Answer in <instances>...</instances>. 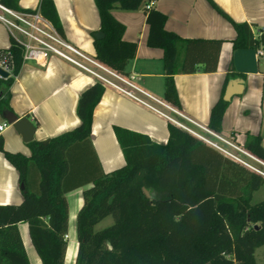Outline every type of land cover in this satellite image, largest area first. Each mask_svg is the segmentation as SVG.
Returning <instances> with one entry per match:
<instances>
[{
  "label": "trees",
  "instance_id": "1",
  "mask_svg": "<svg viewBox=\"0 0 264 264\" xmlns=\"http://www.w3.org/2000/svg\"><path fill=\"white\" fill-rule=\"evenodd\" d=\"M103 37H93L95 58L103 65L127 74L126 65L136 51L135 43L121 40L124 26L111 14L115 7L138 9L144 0H93ZM150 1L147 0L148 4ZM233 26V49L264 47V31L258 41L247 23L234 22L213 0H206ZM16 9L17 0H0ZM145 4V5H146ZM37 9L55 30H63L52 0H39ZM146 43L163 50V99L178 107L173 83L176 45L183 41L166 31V17L149 8ZM181 73L198 70L188 64V40ZM202 43V42H199ZM205 66L215 70L220 41H207ZM0 64L9 70L0 92V115L10 111L9 87L19 73L21 47L10 39L0 49ZM231 73L227 74L221 95L211 107L207 127L220 132L229 101L222 96ZM243 78V77H242ZM104 87L94 82L78 96L79 124L55 137L27 143L28 156L8 152L0 136V152L18 173L22 202L0 205V264H30L17 224L26 223L29 237L41 264H65L68 204L66 194L82 190V205L75 218L77 250L74 264H257L255 250L264 246V198L251 203L252 195L264 178L248 170L172 123L167 124L165 144L152 142L146 135L113 126L124 165L111 172L99 169L95 155L90 161V132L93 110ZM243 148L264 162L260 136L247 135ZM145 190L149 197L143 192ZM112 223L95 226L105 217Z\"/></svg>",
  "mask_w": 264,
  "mask_h": 264
},
{
  "label": "crops",
  "instance_id": "2",
  "mask_svg": "<svg viewBox=\"0 0 264 264\" xmlns=\"http://www.w3.org/2000/svg\"><path fill=\"white\" fill-rule=\"evenodd\" d=\"M38 1L17 0V4L22 10H33ZM213 1L234 22L247 23L251 27L253 38L258 41L264 31V0ZM52 2L63 30V39L86 56L96 59L93 33L99 32L100 21L94 1ZM146 3L147 0H144L135 10L117 7L111 10L112 16L124 26L121 40L136 44L135 55L128 60L125 70L127 74L138 76L136 84L146 94L139 96L168 116H171L172 112L164 105L207 127L210 109L221 95L225 77L231 73L228 81L237 78L243 80V92L229 101L218 133L225 138L232 136L240 147H243L247 135L260 136L264 148V47L257 43L253 48L233 49V26L206 0H154L150 8L165 15V30L183 39L177 43L174 57L176 73L173 75V83L179 106L173 107L163 99L164 52L146 43ZM188 40L198 41L188 45V64L194 65L198 70L194 73H181L180 66L186 47L184 41ZM207 41H220V45L215 70L204 72L200 69L207 61V51L212 49L211 43H204ZM9 45L10 37L0 23V49H6ZM5 79L0 77V92ZM93 83L91 77L57 56H49L44 65L26 61L9 87V106L18 119L26 116L32 121L35 127L32 140L52 138L79 124L76 115L78 96ZM4 122L6 121L0 115V124ZM168 123L163 115L113 88L105 87L93 110L90 145H86L85 149L89 152L90 161H93L95 155L101 172L108 173L125 163L113 133V126L144 134L152 142L165 144L168 138ZM0 136L6 151L19 152L26 156L30 154L28 142L22 141L11 124L6 122ZM90 185L76 188L66 194L68 228L65 264L75 263V218L83 202L82 190ZM22 199L18 173L0 152V205H18ZM17 227L29 263L41 264L31 243L27 224L18 223Z\"/></svg>",
  "mask_w": 264,
  "mask_h": 264
},
{
  "label": "built area",
  "instance_id": "3",
  "mask_svg": "<svg viewBox=\"0 0 264 264\" xmlns=\"http://www.w3.org/2000/svg\"><path fill=\"white\" fill-rule=\"evenodd\" d=\"M152 3L153 1H150L145 5V8L149 9ZM0 23L6 29L10 39L20 45L23 62L34 61L38 65H44L49 56H57L77 67L80 71L91 77L94 82L99 83L104 88H113L136 102L149 107L153 111L163 115L169 122L173 123L178 128L215 149L223 156L264 178V171L242 159L239 154L249 157L263 166L264 162L246 151L243 147L237 145L232 136L225 138L219 133L185 117L177 110L167 105L164 106L179 116L180 119L184 120L185 123L173 119L154 108L139 96L140 94H146L136 84L138 80L136 74L119 73L103 65L96 59L86 56L77 48L67 43L55 30L52 24L40 14L37 7L33 10H16L0 3ZM0 67L9 73V70L5 66L0 64ZM186 123L191 124L201 132L189 127ZM5 126L6 122L0 124V131Z\"/></svg>",
  "mask_w": 264,
  "mask_h": 264
},
{
  "label": "water",
  "instance_id": "4",
  "mask_svg": "<svg viewBox=\"0 0 264 264\" xmlns=\"http://www.w3.org/2000/svg\"><path fill=\"white\" fill-rule=\"evenodd\" d=\"M103 36L104 35L102 32L93 33V37L96 39H100ZM8 76L9 73L0 67V77L7 78ZM242 92H243V80L238 78L230 79L225 86L222 98L224 101H230L233 96L240 95ZM2 117L8 124L12 125V127L16 130V132L21 136L22 141L24 142L32 141L35 127L30 119H28L26 116H23L18 119L17 116L10 111L4 112L2 114ZM22 187H23L22 185H19L20 189H22ZM143 192L147 197H149V194L145 190H143Z\"/></svg>",
  "mask_w": 264,
  "mask_h": 264
},
{
  "label": "rangeland",
  "instance_id": "5",
  "mask_svg": "<svg viewBox=\"0 0 264 264\" xmlns=\"http://www.w3.org/2000/svg\"><path fill=\"white\" fill-rule=\"evenodd\" d=\"M172 117L173 119H176V120H179V121H182L185 123L184 120L180 119L179 116H177L175 113L172 112V115L170 116ZM173 124V123H172ZM189 127L191 128H194L196 129L194 126H192L191 124L189 123H186ZM176 126V125H175ZM198 130V129H196ZM198 132H201L198 130ZM239 156L248 161L249 163H251L252 165H254L255 167H257L258 169L264 171V166L263 165H260L259 163H256L255 161H253L252 159H250L249 157H246L242 154H239ZM264 198V184L257 190L253 193L252 195V198H251V203H257L259 201H261L262 199ZM112 217L111 216H107L105 217L103 220H101L96 226L95 228L96 229H101L103 227H106L108 225H110L112 223ZM256 262L258 264H264V246H261L259 247L257 250H256Z\"/></svg>",
  "mask_w": 264,
  "mask_h": 264
}]
</instances>
